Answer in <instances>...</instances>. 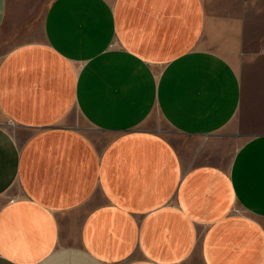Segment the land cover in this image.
Here are the masks:
<instances>
[{
  "label": "crops",
  "instance_id": "crops-1",
  "mask_svg": "<svg viewBox=\"0 0 264 264\" xmlns=\"http://www.w3.org/2000/svg\"><path fill=\"white\" fill-rule=\"evenodd\" d=\"M41 32L0 58V264H264V0H51Z\"/></svg>",
  "mask_w": 264,
  "mask_h": 264
},
{
  "label": "rangeland",
  "instance_id": "rangeland-1",
  "mask_svg": "<svg viewBox=\"0 0 264 264\" xmlns=\"http://www.w3.org/2000/svg\"><path fill=\"white\" fill-rule=\"evenodd\" d=\"M18 7L23 8V12H16L11 27H7V32L0 33V58L3 53L14 45L22 41L38 39L42 35V20L44 13L51 0H16ZM78 125L87 127L84 121L79 120ZM160 125L169 130L163 121ZM88 129V128H86Z\"/></svg>",
  "mask_w": 264,
  "mask_h": 264
}]
</instances>
